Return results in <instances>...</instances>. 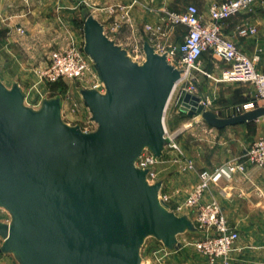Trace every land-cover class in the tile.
I'll return each mask as SVG.
<instances>
[{"label": "water", "instance_id": "water-1", "mask_svg": "<svg viewBox=\"0 0 264 264\" xmlns=\"http://www.w3.org/2000/svg\"><path fill=\"white\" fill-rule=\"evenodd\" d=\"M83 34L105 90L80 91L94 131L64 123L59 98L33 110L17 84L0 82V207L11 216L0 223V254L18 264H140L147 236L172 250L177 235L196 229L159 202L161 182L148 184L134 166L144 149L160 157L169 143L163 118L179 71L148 42L143 63L131 61L91 15ZM180 105L219 130L264 117V106L219 117L190 93Z\"/></svg>", "mask_w": 264, "mask_h": 264}, {"label": "crops", "instance_id": "crops-1", "mask_svg": "<svg viewBox=\"0 0 264 264\" xmlns=\"http://www.w3.org/2000/svg\"><path fill=\"white\" fill-rule=\"evenodd\" d=\"M8 1L0 0V20L5 17L8 6L12 4ZM223 1L226 0H45V3L51 8L58 4L62 8L71 10H91L90 15L100 23L109 22L115 17L125 24V28L121 30L125 29L128 38L138 39L141 33L144 43L147 42L144 25H155L162 9L180 11L188 5H193L198 9L201 19L207 21L210 7ZM109 7H113L115 10L124 7V16L118 10L116 11V13L119 12L117 16H115L116 13L108 14L106 8ZM241 26H252L256 32L249 37H240L237 35V28ZM179 29L180 33L179 36H176L177 38L173 36V32H169L166 39H163L165 42L162 43L165 45L180 44L185 34V28ZM221 32L247 56L257 55L259 59L255 64V69L264 73V2L255 1L249 9L242 10L223 22ZM114 36L115 39L112 40L120 46L125 38L121 37V32ZM207 56L208 60L205 62L203 60L202 64H199V66H203L201 75H196L197 96L204 100L208 109L217 116H233V105L247 102L254 95V89L247 85L222 81L221 75L227 69V65L214 63L209 53ZM203 70L207 72V75L202 72ZM198 119V116L191 117L195 123L199 121ZM179 121V135L176 136L175 143L181 153L185 149L186 139H190V135L195 134V129L213 132L211 126L206 127L202 122L196 128L192 124H184V119L180 118ZM229 127L226 130L229 149L223 160L219 161L222 163L220 166L236 160L253 140L260 135L264 136V118ZM217 130L219 131V129ZM167 154L172 155L169 152ZM193 162L195 173L202 169L212 170L220 164L202 165ZM176 163L179 164L175 165V167H179L177 171L175 169L172 171L169 163L165 165L168 166L167 179L170 182L160 178L162 181L161 190L170 196V211L172 210L178 216L186 215L194 222L195 212L193 210L184 209L179 212L174 210L177 204L184 201L189 190L197 181V177L182 174L180 167L183 162ZM211 199L218 202L228 226L239 235L236 247L230 254V264H264V168L248 165L243 174L221 172L220 176L211 183L209 192L204 196L205 201ZM0 223L2 222L0 221ZM2 242L3 240L0 238V246ZM0 264H16V260L9 254H0Z\"/></svg>", "mask_w": 264, "mask_h": 264}, {"label": "rangeland", "instance_id": "rangeland-1", "mask_svg": "<svg viewBox=\"0 0 264 264\" xmlns=\"http://www.w3.org/2000/svg\"><path fill=\"white\" fill-rule=\"evenodd\" d=\"M8 2L12 4L8 6L5 17L0 20V82L7 89H10L13 84H17L25 95V106L33 110L39 109L41 102L45 99L59 98L61 101V119L64 123L70 126H78L80 129L95 130L97 125L91 122L89 110L84 106L80 95V91L83 89L98 90L94 86L100 81L91 59L88 57V67L82 76L78 78H65L56 82H48L44 77V72L54 53L60 52L68 45H75L83 50V20L91 14V10H71L62 8L58 4L51 8L46 5L45 0H9ZM115 15H119V12ZM102 23L105 25V35L111 40L115 39L114 35L116 33L121 32V37L125 39L120 47L126 51L131 61L139 65L142 64L145 56L142 49L144 40L141 33L138 39H131L128 38L125 29L121 30L125 28V24H122L121 29L116 32L107 29L109 22ZM179 28H183V26H174L170 29L175 38L179 36ZM203 60L204 62L208 60L207 52L202 54L200 64ZM212 60L214 63H223L215 58ZM199 68L202 69L203 66H199ZM202 72L207 75L206 71L203 70ZM197 74L201 75V72H193L195 85ZM232 83L247 85L254 89V95L244 103L254 99L256 90L252 85L240 82ZM183 85L181 83L173 90L163 118L164 128L169 134H174L175 139L179 135L180 118L184 119V124L189 123L196 128L201 122L204 126H209L201 120L200 116H198L199 121L195 123L191 120L193 116H189L179 108ZM104 92L105 90L102 94ZM242 104L233 105V115L238 113L236 107ZM255 105L257 107L263 106L262 102H255ZM227 128L230 127L219 131L213 128L211 133L202 129H195V134L190 135V139H186L185 149L177 157L181 158V161L186 159L202 165L220 163L218 165L220 166L222 163L219 161L223 160L229 149L226 140L228 137ZM168 152L172 155H168ZM175 154L174 150L166 147L161 156V159H167L172 171H174L173 169L175 171L179 170V167H175L176 164L177 166L179 164L172 159ZM167 162L159 164L156 168L158 177L166 182L169 181L167 179L169 175L168 166H165L168 164ZM182 169L180 167L182 174L191 175L189 177L196 176L195 172L183 171ZM161 193H164V191L161 190ZM0 221L3 224H9L11 221L10 214L1 207ZM201 237L202 234L197 229L193 231L186 230L177 235L181 247L168 250L153 236H147L140 247V264H208L206 258L199 255L193 247V242ZM9 255L14 258L11 254Z\"/></svg>", "mask_w": 264, "mask_h": 264}, {"label": "built area", "instance_id": "built-area-1", "mask_svg": "<svg viewBox=\"0 0 264 264\" xmlns=\"http://www.w3.org/2000/svg\"><path fill=\"white\" fill-rule=\"evenodd\" d=\"M255 1L264 2V0H226L214 4L209 9L207 21L201 19L198 9L193 5H188L180 11L162 9L155 25H144V30L148 36L147 42L157 54L165 56L169 65L179 71L180 79L175 87L181 83L184 84L181 98L185 93L197 95L193 72H201L199 68L200 58L203 53L207 52L212 58L228 66L222 72V81L247 83L256 90V95L252 101L236 107L237 114L256 108L255 102H262L264 106V73L255 69L259 57L257 55L247 56L231 40L225 38L221 32L223 22L240 11L249 9ZM106 10L110 15L116 13L113 7L106 8ZM117 10L124 16V7H119ZM101 24L105 33V25ZM122 24L124 23L121 20L114 17L109 21L107 29L117 32L121 29ZM174 26L185 28L182 42L177 45L163 44L162 40L166 39L170 29ZM255 32L256 29L252 26L237 28V35L240 37H249ZM88 60L89 58L83 50L75 45H68L60 52L53 54L52 60L44 72V77L48 82H56L65 78H78L86 71ZM94 87L98 89L99 93L104 91V86L100 82ZM200 103L209 110L206 102L201 98ZM179 108L181 109V105ZM81 131L92 132L94 130L81 129ZM164 133L169 139V143L163 151L166 147L174 150L176 154L172 159L175 163L180 162L181 158H178L177 155H181V152L175 143V135L169 134L165 128ZM161 156L155 157L149 150L144 149L135 160L134 166L146 170L145 180L148 184L161 182L158 200L170 211V196L167 193H161L162 181L156 170L159 164L167 162V159H161ZM181 162H183L181 166L183 171L195 172L193 161L185 159ZM248 165L264 168V136H260L252 142L233 162H227L212 170L202 169L196 172L197 181L184 201L177 204L174 210L179 212L184 209H191L195 212L194 226L201 232L202 237L193 242V247L199 255L206 258L208 264H230L229 254L235 248L239 235L228 226L218 202L214 199L205 201L204 196L209 192L211 183L220 176L221 172L243 174Z\"/></svg>", "mask_w": 264, "mask_h": 264}, {"label": "trees", "instance_id": "trees-1", "mask_svg": "<svg viewBox=\"0 0 264 264\" xmlns=\"http://www.w3.org/2000/svg\"><path fill=\"white\" fill-rule=\"evenodd\" d=\"M221 130V129H220Z\"/></svg>", "mask_w": 264, "mask_h": 264}]
</instances>
